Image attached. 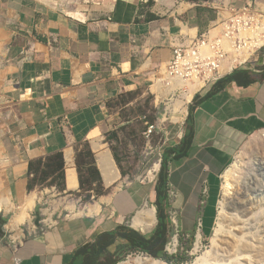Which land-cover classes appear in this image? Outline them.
Returning a JSON list of instances; mask_svg holds the SVG:
<instances>
[{
    "label": "crops",
    "instance_id": "crops-1",
    "mask_svg": "<svg viewBox=\"0 0 264 264\" xmlns=\"http://www.w3.org/2000/svg\"><path fill=\"white\" fill-rule=\"evenodd\" d=\"M146 1L0 0V264H68L95 235L130 226V217V227L138 231L133 223L139 212L157 209L155 185L148 191L110 192L88 205V214L77 209L82 201L78 151L88 143L101 172L95 145L106 144L114 157L110 137L115 133L118 139L120 129L133 122L122 120L112 104L119 106L126 94L149 93L173 47L216 20L198 0ZM222 1L232 7L253 1L264 8V0ZM211 89L189 107L194 135L188 156L168 165L171 227L180 237L198 233V241L214 231L222 172L251 136L264 131V61L247 79L206 97ZM133 102L121 101L117 109ZM186 127L171 146L180 144ZM60 152L63 189L52 176L44 187L29 190L30 163ZM34 196L30 220L19 229L31 223L40 232L14 250L4 241L6 230H13L11 221ZM65 203L79 215L56 221L68 212ZM97 205L101 210L92 213ZM157 226L158 218L152 232H138L151 235Z\"/></svg>",
    "mask_w": 264,
    "mask_h": 264
},
{
    "label": "built area",
    "instance_id": "built-area-1",
    "mask_svg": "<svg viewBox=\"0 0 264 264\" xmlns=\"http://www.w3.org/2000/svg\"><path fill=\"white\" fill-rule=\"evenodd\" d=\"M197 3L215 12V23L196 37L175 45L171 59L154 75L149 93L158 110V119L154 123L147 121L146 117L143 119L146 121L143 137L148 147L155 136L164 139L170 136L167 125L173 117L180 118L184 125L188 107L201 92L235 71H250L263 64L264 8L253 1L241 7H232L222 0H198ZM180 58H187V69L173 67V59ZM192 91L191 101L185 104V98ZM181 102L185 104L186 113L182 106L178 109ZM176 237L180 234L177 233ZM178 246L177 243L173 246L172 253H178Z\"/></svg>",
    "mask_w": 264,
    "mask_h": 264
},
{
    "label": "trees",
    "instance_id": "trees-1",
    "mask_svg": "<svg viewBox=\"0 0 264 264\" xmlns=\"http://www.w3.org/2000/svg\"><path fill=\"white\" fill-rule=\"evenodd\" d=\"M249 73L250 71L243 69L235 71L229 77L217 82L206 97L224 90L228 84L235 80L247 79ZM136 95L137 92L126 94L123 96L122 102L128 103L129 100H125L126 97H135ZM145 115L146 113L144 112L143 116ZM190 117L191 114H189L186 131L180 144L168 146L164 149L161 170L155 183L157 193L155 206L158 218L156 230L151 235H142L130 226L118 225L114 230L95 235L90 242L79 247L68 264H119L134 252H142L170 264H183L187 261L186 253L183 257L180 255L169 256L166 253V247L174 235L168 215L170 209L168 165L171 160H181L187 157L191 150L194 132L191 121H189ZM146 119L150 123H154L158 119V110H153L152 116H146ZM125 128L123 127L120 130ZM113 136L117 137V134L114 133ZM113 151L122 175L126 177L128 173L122 166L119 153L115 149ZM76 164L80 177L81 192L79 196L82 197L84 202H91L109 193L110 189H106L104 186L101 172L97 166L96 156L88 143L84 144L82 149L78 151ZM52 176L54 177L53 181L59 182L58 187L63 189L61 183L65 182V158L62 152L48 157L45 161L42 159L30 163L29 190H33L36 186L44 187V182Z\"/></svg>",
    "mask_w": 264,
    "mask_h": 264
},
{
    "label": "rangeland",
    "instance_id": "rangeland-1",
    "mask_svg": "<svg viewBox=\"0 0 264 264\" xmlns=\"http://www.w3.org/2000/svg\"><path fill=\"white\" fill-rule=\"evenodd\" d=\"M125 100H130V101L133 100L134 101L133 105L129 106L124 111H119L118 109L122 108V106L120 105L121 101H122L121 100L119 106L116 107L115 104H112L111 107L115 113H117V111H118V114L122 118V120H124L125 118H132L133 122L131 125L127 126V128H125L124 130L119 131L120 137L118 139L114 138L112 135L109 140H110V143L112 145V149L117 150L119 155L122 156L123 166L125 168V171L128 173V176L121 178L114 185H112L110 187L109 193L110 192L111 193L116 192L117 189H122L123 187H124L123 188L124 190H127V189L139 190L140 188L141 189L145 188L148 191L153 187V185H155L157 178H158V175H159L160 170H161V164L162 163L160 164V160L162 159L164 149H165V147H168V146L175 144L180 139V137L182 136V135H180V133L182 132L181 130L184 129L186 126L188 115H189V107L194 103V101H193L192 104L188 107V115H187V118L185 120L184 125H183V122L180 118H176V117L174 118L173 117L172 122H170L167 125L168 129L171 133L170 136L167 139H164V137L162 138L159 135L155 136L152 140L151 146L148 147L147 143L143 137L145 125H144V122H142V118L144 117L143 116L144 112L146 113L145 116L149 117V116H152L153 110H157L155 107V104H154V99L150 95V93H148L146 91L145 92L141 91L135 97L129 96V97H126ZM175 119H177V120H175ZM262 137H264V131H261L259 133L254 134L253 136H251L248 139V141L246 142V144L243 146V148L240 150V152L238 154H236L235 157L231 160L228 167L222 172L219 205H220V202L223 201L222 200L223 199V184H224L225 172L244 153V150L247 148V146H249V143L251 141H253L255 139H258V141H261ZM259 143L262 144V145H260V147L264 148V141H261ZM157 164L160 165V168L156 172L155 166ZM151 172L153 173V177L150 175ZM254 188H255V186H251V191L247 192V190L249 189L248 188L242 192H244V193L246 192L243 195H249L251 198H254L255 202H259V203H261V205L263 204L262 206L256 205L259 207V211H258L259 215L256 219L255 225H256V227H260V230H262V231H260L259 236H261V240L263 243V249H264V231L262 229V228H264V224H263L264 215H262V214H264V212L261 214V212L264 210V200H262V199H264V195H263V193H261V191H263L261 187H256L257 190ZM147 194H148V192H147ZM245 198H247V197H245ZM72 200H75V202H76L78 200L77 196L74 198H71L70 202H73ZM98 200L99 199H96V200H93L91 202H84L83 200L80 201L78 203V206H77L78 212L79 211H85V214H88V212L85 210V208L90 204H95L96 202H98ZM68 204H71V203L66 204L68 212L57 216L56 221L60 220V219H65L67 217L73 218V217L79 215L78 212L70 213L69 210H71L72 208H70L69 207L70 205H68ZM146 209H148V208H146ZM240 210H241L240 207H238L235 210L234 209L232 210L229 208V212L231 213L230 217H232L233 214H237L239 217L238 213ZM92 211H94V210L91 209V212ZM219 211H220V209L218 206V211H217L216 220H215V228H214L213 233L209 237H204L202 234L201 241H198V239H197L198 233H195V234L190 235V236L186 235L183 237H176L177 233H175V235L172 236V238L169 242V249L166 250L167 255H169V256L180 255L181 257H183V255L186 253L187 254L186 255L187 261H185L183 264H194L197 260L204 259L206 254H207V257L210 258L211 261L216 259V257L220 256V255H217V250L215 252H213V250L218 249L217 248L218 247V238L215 235V229L217 227V220H218ZM109 212H110V209H109ZM156 216H157V209H156ZM127 223H129L130 226L132 225V217H130V219L127 221ZM156 225H157V223H156ZM155 226H152V227H155ZM153 229L154 228H152L151 230H147V231L142 232L144 230L142 228L141 231L140 230H138V231L141 233L147 234L149 232H152ZM38 232H40V230H38L37 227H32L31 223L25 224L20 229V232H15V231L11 230L10 227H8L6 230L5 236H4V241L7 242L8 244H10L12 249L15 250L21 244L25 243L28 239L32 238V236L36 235ZM20 241H22L21 244H20ZM198 242H199L198 248L199 247L200 248L196 249V245ZM176 243H177V245H179L178 246V253L174 254V253H172L174 251L173 246ZM144 256L148 257V259H149V257L154 258V257H151L145 253H142V252H134V253L128 255L125 258V260L120 262L119 264L124 263V262H128L130 259H138L139 257L144 258ZM154 259H156V258H154ZM157 261L167 263L166 261H164L162 259H157ZM167 264H170V263H167ZM176 264H178V263H176Z\"/></svg>",
    "mask_w": 264,
    "mask_h": 264
},
{
    "label": "bare ground",
    "instance_id": "bare-ground-1",
    "mask_svg": "<svg viewBox=\"0 0 264 264\" xmlns=\"http://www.w3.org/2000/svg\"><path fill=\"white\" fill-rule=\"evenodd\" d=\"M173 67H180V69H187V58L173 59ZM185 98V104L191 101L193 96ZM184 102H181L178 109L182 106L184 113L187 112ZM184 106V107H183ZM177 120V119H175ZM264 141V137L261 138ZM258 139L249 143V146L244 150V153L238 160L231 165L225 172L223 184V201L219 205V215L217 220V227L215 235L218 238L217 255L214 260H210L205 255L204 259L197 260L194 264H264V249L261 236H259L260 227H256L255 222L259 215V207L261 203L255 202L254 198L245 194L242 191H251V186L261 187L264 195V148L260 147ZM99 167L101 169L104 180L108 186L117 182L121 173L116 164L111 150L106 144L95 145ZM160 165L155 166V171H158ZM70 180H75V170L69 172ZM150 175L153 177V173ZM71 183H73L71 181ZM76 183V182H75ZM75 187V185H73ZM257 190V189H256ZM260 190V189H259ZM248 194V193H247ZM261 195V194H260ZM37 197V196H36ZM35 196L30 200L26 208L17 219L11 221L10 226L14 231H19V226L25 221H29L30 213L33 211L36 198ZM247 197V198H245ZM264 200V199H262ZM1 204V203H0ZM258 205V206H256ZM8 206V205H7ZM240 207L239 217L237 214L229 212L230 209H237ZM8 209V208H7ZM101 207L97 205L95 213H98ZM21 211V210H20ZM93 212V211H92ZM264 210L261 212V214ZM264 215V214H262ZM229 219V220H228ZM264 219V217H263ZM157 223L156 209L150 208L140 211L138 216L134 219V227L137 230H149ZM264 224V222H263ZM264 231V228H262ZM201 241V238H199ZM199 242L196 245V249ZM147 262V263H146ZM121 264H167L157 259L148 257L138 259H130L128 262Z\"/></svg>",
    "mask_w": 264,
    "mask_h": 264
}]
</instances>
